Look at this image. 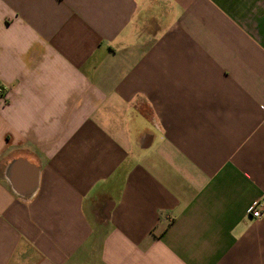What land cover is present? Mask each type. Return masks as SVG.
I'll use <instances>...</instances> for the list:
<instances>
[{
  "label": "crops",
  "instance_id": "crops-1",
  "mask_svg": "<svg viewBox=\"0 0 264 264\" xmlns=\"http://www.w3.org/2000/svg\"><path fill=\"white\" fill-rule=\"evenodd\" d=\"M264 0H0V264H264Z\"/></svg>",
  "mask_w": 264,
  "mask_h": 264
},
{
  "label": "built area",
  "instance_id": "built-area-1",
  "mask_svg": "<svg viewBox=\"0 0 264 264\" xmlns=\"http://www.w3.org/2000/svg\"><path fill=\"white\" fill-rule=\"evenodd\" d=\"M264 211V203L261 201H254L248 208L247 213L251 215L254 219L258 220L262 216Z\"/></svg>",
  "mask_w": 264,
  "mask_h": 264
},
{
  "label": "rangeland",
  "instance_id": "rangeland-1",
  "mask_svg": "<svg viewBox=\"0 0 264 264\" xmlns=\"http://www.w3.org/2000/svg\"><path fill=\"white\" fill-rule=\"evenodd\" d=\"M251 206V205H250ZM251 216V215H250Z\"/></svg>",
  "mask_w": 264,
  "mask_h": 264
}]
</instances>
